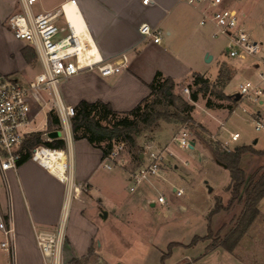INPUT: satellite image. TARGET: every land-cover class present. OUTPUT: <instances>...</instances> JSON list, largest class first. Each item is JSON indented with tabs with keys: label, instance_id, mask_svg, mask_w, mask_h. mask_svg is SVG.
I'll return each instance as SVG.
<instances>
[{
	"label": "rangeland",
	"instance_id": "1",
	"mask_svg": "<svg viewBox=\"0 0 264 264\" xmlns=\"http://www.w3.org/2000/svg\"><path fill=\"white\" fill-rule=\"evenodd\" d=\"M47 2L51 3L53 0ZM225 3L241 15V26L253 38L262 42L263 47L258 56L264 57V0H225ZM17 14H22V11L18 10ZM201 29L208 49L215 56L214 60L205 64L201 73L215 81L220 62L235 65L237 74L225 88V91L230 93V99L233 100L234 94L240 90L241 83L259 79L258 70L254 65L256 59L243 61L229 57L228 38L224 35L213 36L212 23L202 26ZM10 34L12 32L6 35L0 34V65L2 66L0 71L17 75L21 81L30 80L42 71V64L37 57L32 63L24 65L17 49L18 45L11 40ZM262 69L264 71V66ZM189 79H191L190 74L178 80L172 89L169 88L173 100L177 103H180L179 97L190 100V93L184 91V88L189 86ZM262 84L264 85V82ZM44 96L48 100L45 111L41 112L42 108L38 107L36 112L40 113L32 123V127L37 130L33 132H43L44 137L47 134L52 139L64 136L63 130H48L46 111L49 113L53 110L56 113V110L50 93L45 91ZM219 101L213 98L214 103L207 104L205 100L200 99L195 103L192 119L187 123L178 122L176 118L170 117L158 121L156 125L137 136L136 150L140 154L148 141H154L161 148H169V153L164 154L161 176L155 178L158 189L166 197L165 203L158 202L159 193L156 187L147 183V180L140 184L135 183L132 173L136 170L137 163L131 160L126 150L122 151L123 160L115 162L117 166L113 165L112 170H101L100 183L92 191L91 196L87 189H83L84 185L78 184L79 190L73 188V206L78 205L76 196H82L86 200L87 208L99 204L96 205L97 209L100 212L106 211L108 215L104 218L96 213L101 233L98 241H94L93 252L90 255L88 252L81 257L73 256L67 248L68 237H66L67 260L73 261L74 257H78L80 262L77 264H264V198L260 202V216L234 251L230 252L218 247L207 252L210 239H203L190 245L195 236H205L208 233V217L215 203L221 201L226 206L231 198L230 171L212 159L209 148L203 140L219 142L225 149L228 143L227 146L231 150L241 145H254L257 149H264V128L257 130L253 117L259 110L264 119V104L248 99H241L235 103L230 100ZM221 103L222 106H218ZM230 107L234 110L229 112ZM162 108L158 106V109ZM243 108H246V111ZM170 110L177 112L173 107H170ZM167 123L175 125V132L182 127L187 128L190 137L197 143L195 149L179 147L174 139V132L172 134L165 130ZM234 132L240 133L237 141L231 140ZM242 166L249 177L256 167L264 166V155H246ZM67 175H71V172L68 171ZM4 186V180L0 177V194L5 189ZM175 186L184 190L183 196L176 195ZM132 187L134 190H131ZM151 202L155 205L152 206ZM182 205L186 208L182 209ZM241 209L242 204H236L229 210L223 209L213 215L211 228L214 235L224 237ZM2 239L3 234L0 230V243ZM174 242L177 244L171 246ZM169 252L170 254L167 255ZM12 263L13 257L0 245V264Z\"/></svg>",
	"mask_w": 264,
	"mask_h": 264
},
{
	"label": "crops",
	"instance_id": "2",
	"mask_svg": "<svg viewBox=\"0 0 264 264\" xmlns=\"http://www.w3.org/2000/svg\"><path fill=\"white\" fill-rule=\"evenodd\" d=\"M66 2L64 9L79 41L81 55L94 59L100 55L106 59L125 55L128 59L119 73L103 76L97 70H83L64 81L61 87L63 98L73 106L81 100H100L110 103L115 110L129 111L150 94L149 84L157 71L173 78L175 85L178 80L190 74V83L193 72L201 73L205 64L215 59L202 36L201 9L183 1L149 0L145 3L144 0H53L48 3L47 0H39L33 9L36 13L53 11ZM18 10L22 11L20 0H0V34L12 32L8 27L9 19ZM58 23L66 27L64 15L58 18ZM144 23L163 30L160 42L141 33L140 27ZM10 35L11 40L18 45L24 65H28L21 52L28 44L23 41L19 43L20 40ZM208 54L212 56L210 61L206 60ZM220 65L221 62L219 68ZM228 100L235 103L241 98L219 102ZM218 106H222V103ZM38 107L34 110L33 123L40 113L36 112ZM231 107L229 112L234 110ZM42 111H45V106ZM224 111L228 113L226 109ZM46 115L48 125V111ZM165 130L176 133L173 123L165 124ZM59 138L66 141L65 149L61 150L67 155L73 188L79 190L77 185L82 183L83 189H87L91 196L100 183L101 170L113 168L105 167L101 149L86 139L75 140L73 135ZM140 156L143 163L144 156ZM113 165L117 166L115 163ZM6 179L9 185L1 192L3 199L0 196V200L5 208L12 209L16 228V249L12 264H45L36 234L39 229H52L59 223L71 183L34 157L19 164L16 170L8 172ZM156 182L157 179L152 178L147 183L156 187L160 194ZM72 197L67 222V248L73 256L81 257L89 252L95 240L98 241L101 226L96 213L102 217V212L97 209L96 205L99 204L87 208L85 198L78 195V205L73 206ZM151 205L155 204L151 202ZM181 207L186 208L184 205Z\"/></svg>",
	"mask_w": 264,
	"mask_h": 264
},
{
	"label": "built area",
	"instance_id": "3",
	"mask_svg": "<svg viewBox=\"0 0 264 264\" xmlns=\"http://www.w3.org/2000/svg\"><path fill=\"white\" fill-rule=\"evenodd\" d=\"M39 0H20L22 14H14L9 19V27L13 36L31 45L37 52L38 60L42 64V71L32 79L23 82L14 74H5L0 71V177L4 180V187H8L6 176L11 170H16L23 153L21 147L27 135L34 131L32 123L34 121L35 107L43 108L46 105L44 92L48 91L54 99V109L60 118L61 129L65 137L72 134V117L75 109L72 104L67 103L62 95L61 86L64 81L83 70H97L103 76H110L119 73L127 62V57L123 55L116 59H106L102 55L99 58L81 55L79 52V41L72 29L71 22L67 15L65 5L60 8L36 13L34 5ZM191 6L201 9L202 26L212 23L214 26L213 36L224 35L228 38L229 57L238 60H248L255 58L258 80H247L240 84L241 99L252 100L258 104H264V57L259 58L262 50V42L257 41L252 35L241 26V15L229 5L225 0H180ZM148 3L149 0H144ZM64 15L66 27L59 25L58 18ZM143 35L153 38L155 42H160L163 30L144 23L140 27ZM185 93H190L189 86L184 88ZM246 111V108H243ZM256 129L264 128L263 115L258 111L254 113ZM46 140L52 138L45 134ZM240 138L239 132L231 135L232 141ZM178 146L183 149H192V138L187 128L182 127L174 137ZM228 144V143H227ZM227 144L226 149H229ZM44 145H38L34 149V158L37 150ZM123 144L117 145L110 155L104 160L105 167L113 168L116 161H122ZM169 148H161L154 141H148L144 145V162L132 173V178L136 184L145 180L161 176V165L164 154ZM40 161V160H38ZM41 162V161H40ZM66 200L62 207V214L59 223L52 229H39L36 234L37 244L43 254L45 264H75L65 258V244L67 237V222L70 215V205L73 189V180ZM83 186L82 183L79 184ZM131 190H134L132 187ZM177 196H183L182 188L174 187ZM158 202L165 203L164 194H159ZM0 230L3 239L1 248L6 250L10 256H14L16 249V228L13 223L12 209L5 208L0 200Z\"/></svg>",
	"mask_w": 264,
	"mask_h": 264
},
{
	"label": "trees",
	"instance_id": "4",
	"mask_svg": "<svg viewBox=\"0 0 264 264\" xmlns=\"http://www.w3.org/2000/svg\"><path fill=\"white\" fill-rule=\"evenodd\" d=\"M21 52L27 63H32L38 57L31 45L23 47ZM236 74L237 67L228 63L220 65L215 81L203 73L193 72L192 81L189 83L190 100L179 97L180 103L173 100V94L167 92L169 88L172 89L175 86L174 79L166 77L161 71L156 72L149 84L150 94L129 111L115 110L110 103L100 100L94 102L81 100L74 106L75 115L71 120L73 138L75 140L86 139L91 145L101 149L103 161L117 145L123 144L124 150L130 154L131 160L136 162L138 167L142 163L140 152L136 150L139 133L153 127L158 121L170 117L176 118L178 122L187 123L189 119H192L195 103L200 99L205 100L207 104L213 103V98L230 99L231 96L226 93L225 88ZM158 106L163 108L158 109ZM170 107L175 108L177 112L171 111ZM60 129V118L51 110L48 113V130ZM203 141L207 144L212 159L230 171L231 198L226 206L221 201L215 203L208 217V233L205 236H195L190 245L203 239H210L211 243L207 247V252L218 247L232 252L260 216V202L264 198V166L256 167L247 177L242 161L249 154L264 155V149H257L254 145H241L229 150L221 147L219 142ZM38 145L65 149L66 141L63 138L48 141L44 138L43 132H32L26 136L21 147L23 155L19 164L33 158L34 149ZM236 204H242V209L231 228L224 237L214 235L211 228L213 215L223 209L229 210ZM175 244L177 243L174 242L171 246ZM92 252L93 247L89 249L88 255ZM169 254L170 252L167 253ZM73 262L77 264L80 259L74 257Z\"/></svg>",
	"mask_w": 264,
	"mask_h": 264
},
{
	"label": "bare ground",
	"instance_id": "5",
	"mask_svg": "<svg viewBox=\"0 0 264 264\" xmlns=\"http://www.w3.org/2000/svg\"><path fill=\"white\" fill-rule=\"evenodd\" d=\"M35 157L63 179H68L69 181L72 180L71 176L67 175V155L63 150L41 147L37 150Z\"/></svg>",
	"mask_w": 264,
	"mask_h": 264
},
{
	"label": "water",
	"instance_id": "6",
	"mask_svg": "<svg viewBox=\"0 0 264 264\" xmlns=\"http://www.w3.org/2000/svg\"><path fill=\"white\" fill-rule=\"evenodd\" d=\"M212 59V56L210 54L207 55V58L206 60L207 61H210ZM168 94L171 93L170 89L167 90ZM236 100H239L241 98V94L240 93H237L236 96H235ZM195 146V141H192V147ZM247 182H248V179H247ZM108 213L106 211H103L102 212V216L105 218L107 217Z\"/></svg>",
	"mask_w": 264,
	"mask_h": 264
}]
</instances>
